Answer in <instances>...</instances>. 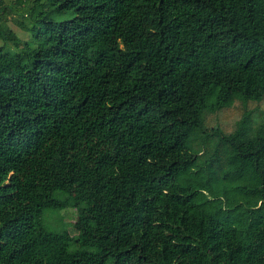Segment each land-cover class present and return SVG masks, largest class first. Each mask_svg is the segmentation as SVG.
Wrapping results in <instances>:
<instances>
[{"label": "trees", "instance_id": "16d2710c", "mask_svg": "<svg viewBox=\"0 0 264 264\" xmlns=\"http://www.w3.org/2000/svg\"><path fill=\"white\" fill-rule=\"evenodd\" d=\"M49 3L0 51V264H264V0Z\"/></svg>", "mask_w": 264, "mask_h": 264}, {"label": "rangeland", "instance_id": "374dc122", "mask_svg": "<svg viewBox=\"0 0 264 264\" xmlns=\"http://www.w3.org/2000/svg\"><path fill=\"white\" fill-rule=\"evenodd\" d=\"M34 5L35 4L24 5L25 10L22 12V14L14 17L16 20L22 21L27 26L26 29H22L17 25L12 24V28L15 30L17 38L20 41L19 49H16L15 46L10 42L5 43L4 41L0 40V51L4 50L6 52L14 54L23 50H30L32 48H35L37 46V42L35 40L36 30L32 29L34 26L35 16L37 17L39 15V18H41L47 15L49 18L51 17L53 20L58 22L70 20L74 16L71 13H56V11H54V8L50 5L49 0L41 1L38 7L30 10V8L34 7ZM28 13H30V15ZM75 211L76 210L74 208H69L61 212H49L46 215L45 219L46 226L51 230L69 231L74 238H78V234L74 232L72 228L73 223L77 219ZM51 213H55V218H49V215Z\"/></svg>", "mask_w": 264, "mask_h": 264}]
</instances>
